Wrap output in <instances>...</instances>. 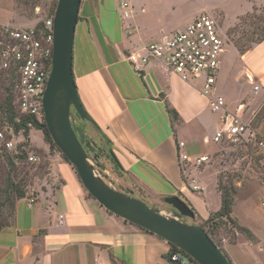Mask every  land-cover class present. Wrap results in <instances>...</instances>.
<instances>
[{
    "label": "crops",
    "instance_id": "obj_1",
    "mask_svg": "<svg viewBox=\"0 0 264 264\" xmlns=\"http://www.w3.org/2000/svg\"><path fill=\"white\" fill-rule=\"evenodd\" d=\"M120 3L130 6L129 19L135 7L142 17L163 22L193 21L202 13L211 15L215 9L227 20L226 4H247L249 8L238 12L237 18L254 7L264 8V0H82L80 5L81 20L73 46L76 87L89 117L112 142L125 178L122 187L152 202L179 194L198 212L189 185L194 178L206 200L205 184L194 177V168L182 174L176 144L184 142L189 155H204V148L220 126L219 115L211 112L208 100L200 94V82L184 84L158 61L150 62L139 75L126 60L128 53L170 37L189 23L180 22L157 39L130 40L126 20L118 14ZM231 77L248 83L253 94L264 89V40L244 54L233 44L225 47L216 82V93L224 98L222 90H229L227 79ZM238 93L240 100L243 96ZM229 98H225L227 108L234 112ZM168 110L176 112L175 120ZM72 168L54 159L48 173L50 182L43 190L33 189L35 202L30 207L28 198L16 202L11 225L0 231V264H165L170 245L103 209L88 197ZM213 190L219 210L221 198L216 184ZM214 212L198 215L206 220ZM254 236L256 245L223 239L222 249L231 263L240 264L231 252L240 243L253 255L264 250V240ZM251 259L253 264H260L259 257L251 255Z\"/></svg>",
    "mask_w": 264,
    "mask_h": 264
},
{
    "label": "rangeland",
    "instance_id": "obj_2",
    "mask_svg": "<svg viewBox=\"0 0 264 264\" xmlns=\"http://www.w3.org/2000/svg\"><path fill=\"white\" fill-rule=\"evenodd\" d=\"M56 1L0 0V22L27 26L40 24L43 19L49 17ZM225 6L228 9L227 20L224 19L222 11L218 9L213 10V15L211 14V16L214 17L226 34L227 45L233 44L235 41L250 45L252 48V45L259 42L264 35V8L253 10L235 18L238 12H243L249 6L244 3H228ZM117 10L120 16L119 8ZM180 22L190 23L192 20H164L160 22L142 17L141 12L134 7L133 17L126 20V36L130 40L141 38L149 41L157 39L167 34L170 31V27L178 26ZM227 81L229 90H226L224 86L225 90L222 91L225 98L230 96V108L242 107V118L252 121L257 137L264 136V89L257 94H253L250 85L242 79H233L231 77ZM238 92H241L243 96L240 100L237 97ZM5 97L0 85V127L3 126L5 121L1 114ZM13 105L15 104L13 103ZM15 111L18 113L17 109ZM93 131L87 126L85 135L94 138V141L98 142ZM28 143L27 153L39 157L37 164L27 162L24 167V165L17 164V161H15L16 171L9 173L6 152L0 154V193L8 176L14 183L21 180L26 183L27 189L30 191V197H35L33 189L43 190L50 182L48 173L53 160L58 159L62 163H68L61 158V154L57 150L49 148V145L43 139L41 131L34 130L30 133ZM203 153L208 156V162L195 171L194 177L201 179L205 184L207 199L204 200L202 191H192L193 196L191 198L198 210V212L195 210L197 215L199 213L202 217H205L210 211L218 210V199L213 190L214 184L217 185L218 181H220L222 185H232L237 189L233 217L237 218L241 225L247 227L260 239L264 240V206H262L264 203V157L257 153L253 141L239 142L237 144L226 142L221 145H216L210 141L204 148ZM100 163L105 165V170H100L103 179L116 189L128 194V191H125L122 187V181H125L123 174L117 172L114 167L106 164L103 160H100ZM39 167L42 168L40 169ZM134 197L150 207L164 211L170 210V207L164 204V198H160L157 202H152L149 198L142 195L134 194ZM179 198L182 199L180 196ZM1 201L2 198L0 196V203ZM185 221L198 226L202 224V219L196 214L194 219L186 218ZM212 235L219 244L223 243V239L230 243L247 241L243 235L239 234L237 236L236 232H233V226L229 223L221 224ZM253 244L255 243L253 242ZM261 247L264 248V244H261ZM231 252L240 264H253L251 255L253 258L259 257L260 264H264V250H260L258 254L253 255L250 250L247 252L245 245L240 243L233 247Z\"/></svg>",
    "mask_w": 264,
    "mask_h": 264
},
{
    "label": "built area",
    "instance_id": "obj_3",
    "mask_svg": "<svg viewBox=\"0 0 264 264\" xmlns=\"http://www.w3.org/2000/svg\"><path fill=\"white\" fill-rule=\"evenodd\" d=\"M119 10L122 20L130 18L131 8L127 3H120ZM52 45L53 15L43 19L40 24L30 26L0 22V81L12 80L18 113L39 123L43 121L42 97L51 70ZM226 46L227 37L218 22L213 16L202 13L183 30L153 41L139 52L128 53L126 60L139 75L150 62L158 61L182 83L193 86L200 82V94L208 100L211 112L218 114L220 119L212 142L221 145L253 141L257 153L264 157V136L257 137L252 121L242 118V107L237 106L234 112L230 111L225 98L216 93L221 58ZM253 90L256 92L258 86ZM27 127L33 129L31 123ZM13 130L8 123L0 127V154L8 152L18 155L17 148L24 138L21 132L15 134ZM185 146L181 141L176 144L182 174L188 168L200 169L208 162L207 155H189ZM38 161L37 155L27 153V162L37 164ZM189 188L191 191H202L194 179ZM35 200L33 196L28 198V206ZM169 259L172 264H191L190 257L180 250L172 253Z\"/></svg>",
    "mask_w": 264,
    "mask_h": 264
},
{
    "label": "water",
    "instance_id": "obj_4",
    "mask_svg": "<svg viewBox=\"0 0 264 264\" xmlns=\"http://www.w3.org/2000/svg\"><path fill=\"white\" fill-rule=\"evenodd\" d=\"M81 2L57 0L53 15L51 70L42 97L43 119L52 142L73 167L85 191L107 212L158 236L196 264H232L204 229L184 220L195 218L184 200L166 196L163 202L170 210H159L134 197L133 192L126 194L116 189L101 176L105 165L98 161L95 148L76 121L78 116L82 122L96 126L80 100L73 72ZM110 155L116 159L112 151Z\"/></svg>",
    "mask_w": 264,
    "mask_h": 264
},
{
    "label": "trees",
    "instance_id": "obj_5",
    "mask_svg": "<svg viewBox=\"0 0 264 264\" xmlns=\"http://www.w3.org/2000/svg\"><path fill=\"white\" fill-rule=\"evenodd\" d=\"M56 4H57V1L54 2V7L49 17L54 15ZM253 10H257V8L254 7ZM77 19L78 21L81 20L79 15ZM263 40H264V35L259 40V42H256V43H260ZM233 46L236 48V50L240 54H244L251 49L250 45L243 44L242 42L234 41ZM0 85L3 90V93L6 96L2 103L3 108L1 111V114L3 118L5 119L4 123H8L9 125H12L14 129L13 130L14 133L18 134L19 132H21L24 138V141L17 148L18 155H14V154L6 152V159H7L6 162L9 168V173L16 171L15 161H17V164L24 165V167L27 165V161H26L27 160V147H29L28 138H29L30 130H31L29 127H27L28 123L32 124L33 129L42 132L43 139L45 143L49 145L50 149H55L60 153V151L57 149V147L54 145V143L51 140V137L46 128L43 118H42L43 120L42 123H39L35 121L33 118L20 115V114L18 115V113H16L15 109L17 108H15L16 106L13 105L14 94H13L12 80L4 79V81H0ZM168 113L170 114V117L172 118V120H175L177 118V114L175 111L168 110ZM17 119L19 120V122H16ZM86 151L87 153H89L87 149ZM61 158L65 160L66 162H68L62 154H61ZM39 168L41 169L42 167H39ZM217 190L220 192V198H221L220 208L218 211L211 213L206 220H202V224L199 226L202 229H204V231L208 234V236L212 239V241L216 244V246L223 252V254L228 259V261H230L227 254L222 249V244H219L217 241H215L212 235L213 232L216 229H218L221 224H226V223L231 224L233 226V232L243 235L247 241L255 242L256 238L254 234L247 227L241 225L240 221L237 218H234L232 216L235 198L237 196V189L233 187L232 185L230 186L222 185V183L218 181ZM0 194L2 198V201L0 203V231H1L2 229L7 228L11 225V221L15 213L16 202L23 198H30V191H28L26 183H24L22 180L17 183H14L7 176L6 182L4 184V188ZM177 195L178 197L179 196L182 197L179 194ZM88 196L90 195L88 194ZM182 200H184L186 204L189 207H191V209L194 211L196 216H198L197 212L191 206L190 202L187 201L184 197H182ZM124 222H127V221H124ZM176 251H179V249L175 248L173 245H170L169 252L164 256V259L167 261V264H172L169 257L172 255V253ZM190 263L196 264L191 259H190Z\"/></svg>",
    "mask_w": 264,
    "mask_h": 264
},
{
    "label": "flooded vegetation",
    "instance_id": "obj_6",
    "mask_svg": "<svg viewBox=\"0 0 264 264\" xmlns=\"http://www.w3.org/2000/svg\"><path fill=\"white\" fill-rule=\"evenodd\" d=\"M76 121H77V125L83 127L84 133L87 126L92 130H94L93 132H95V137L98 140V142L94 141V138L88 136L87 138L90 140L91 144L95 148V153L98 155V161L100 162V160H103L106 164L111 165V167H114V169H116L117 172L122 173V168L121 166H119V161L116 157L112 142L107 138V136L104 135V133L99 128H96V126H92L88 124L86 121L82 122L78 116H76ZM110 151H112L116 159H113L111 157ZM185 219L186 218H184V220Z\"/></svg>",
    "mask_w": 264,
    "mask_h": 264
}]
</instances>
